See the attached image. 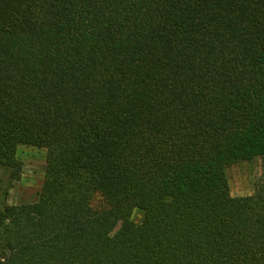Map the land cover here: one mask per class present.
Listing matches in <instances>:
<instances>
[{
  "label": "trees",
  "instance_id": "1",
  "mask_svg": "<svg viewBox=\"0 0 264 264\" xmlns=\"http://www.w3.org/2000/svg\"><path fill=\"white\" fill-rule=\"evenodd\" d=\"M20 145L45 177L0 206V264H264V0H0L14 179Z\"/></svg>",
  "mask_w": 264,
  "mask_h": 264
},
{
  "label": "rangeland",
  "instance_id": "2",
  "mask_svg": "<svg viewBox=\"0 0 264 264\" xmlns=\"http://www.w3.org/2000/svg\"><path fill=\"white\" fill-rule=\"evenodd\" d=\"M45 156L43 149L18 146L15 158L21 164V171L17 179L0 165V206L22 205L37 200L45 177ZM226 176L232 197L250 196L263 176L261 160L256 158L234 164L226 169ZM132 218L139 222L141 216L135 211Z\"/></svg>",
  "mask_w": 264,
  "mask_h": 264
}]
</instances>
